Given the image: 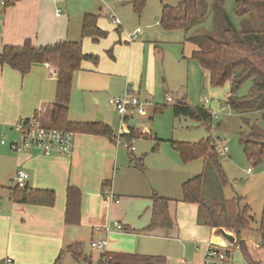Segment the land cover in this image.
I'll use <instances>...</instances> for the list:
<instances>
[{
    "label": "crops",
    "instance_id": "0c3cea01",
    "mask_svg": "<svg viewBox=\"0 0 264 264\" xmlns=\"http://www.w3.org/2000/svg\"><path fill=\"white\" fill-rule=\"evenodd\" d=\"M90 8L82 0H14L13 4L0 8V53L5 46H21L27 40L35 47L73 41L80 43L82 52L87 53L83 51L80 29L84 15L93 16ZM116 27L121 32L113 58L110 60L103 54L94 66L86 64L73 76L68 104L71 122H101L113 132L116 121L112 112H102L101 101L107 98L108 104L112 96L131 93L130 85L136 87L137 94L142 87L149 91L154 86L158 55L155 46L143 39L141 31L136 40L129 42L128 36L135 32H124L121 23ZM195 50L194 46L191 52ZM124 84L127 87L123 93V86L121 90L117 88ZM13 90L15 95L11 93ZM55 90L56 79L48 65L35 64L25 76L8 66H0V131L7 133L19 121L34 118L38 110L54 102ZM11 142L0 144V264H52L66 247L76 243L84 247L89 239V243L93 241V236L102 235L95 228L114 222L123 227V232L177 242L175 250L162 256L168 264H204L206 244L224 249L229 260L232 258L229 242L204 225L196 205L184 206L181 200L167 198L173 222L170 231H143L150 223L152 196L168 194L160 192L158 181L126 160L125 155H132L135 150L130 153L105 137L75 134L72 155L65 159L37 152L16 154L9 148ZM202 163L203 167L205 162ZM17 172L28 175L27 188L53 192L54 205L16 204L10 182ZM68 187L80 193L74 224L65 216ZM180 209L191 213L176 221L175 212ZM110 246L109 242L106 253L121 252L115 251L114 246L110 251ZM192 247L194 252L190 251Z\"/></svg>",
    "mask_w": 264,
    "mask_h": 264
},
{
    "label": "rangeland",
    "instance_id": "374dc122",
    "mask_svg": "<svg viewBox=\"0 0 264 264\" xmlns=\"http://www.w3.org/2000/svg\"><path fill=\"white\" fill-rule=\"evenodd\" d=\"M205 1L207 14L199 23L188 31H168L157 26L156 23L161 22L162 5L174 7L178 4V0H146L140 14L134 11L130 0H82L91 6L90 13L97 18L99 29L107 33L105 39L96 42L83 39V51H88L84 54L97 56V63L103 54L110 60L113 58L114 49L119 44L121 29L110 23L108 15L112 13L120 21L124 32L141 31L143 39L155 46L158 55L153 88L146 91L142 87L141 93L137 94L136 87L130 85V90L133 89L130 94L137 95L142 103L148 102V105L134 110L132 120L128 125L138 131L147 129L149 133L145 137L138 136L130 139L135 151L133 156L125 155L126 160L131 162L134 159H141L145 167L144 175L158 181L160 192L168 194L163 197L181 200L182 184L192 177L202 175L201 195L209 204L224 211L226 201L234 198L241 199L239 207L247 206L253 218L249 230L242 234L246 253L250 260L264 264V247L258 244V228L264 212V169L262 166L253 169L243 155L239 145V134L247 133L249 128L242 124L241 116L221 106L226 98L228 85L217 88L210 86L208 74L196 60L191 58L194 45L185 41L186 37L199 35L221 39L224 30L234 28L241 31L244 22L248 23L253 31L263 32L264 22L258 20L254 14H248L244 18L236 16L234 0H225L223 8H218L215 0ZM105 45H107L106 48ZM107 52H110L111 56H108ZM86 64L95 65L91 61H84L81 63L80 70ZM250 83L242 86L238 95L247 94ZM122 86L124 93L127 85H121L117 89L121 90ZM11 93L15 95L14 90ZM166 96H172L174 101L166 102ZM183 97L192 107H205L218 114L217 118L212 121V128L211 123L209 130H206L205 126L197 121L173 115L172 108ZM204 99L208 100V105H204ZM106 100L101 101L102 112H112L110 114H113V119L116 121L113 131L115 136L120 126V115L107 104ZM245 117L253 121L259 119L257 115ZM2 135L7 143L15 139L13 129L7 133L0 131V137ZM209 137L218 138L227 146L228 159L219 160L225 174V185L220 182L216 172L209 168L210 165L207 162L203 165L204 168L202 160L183 164L177 152L171 147V143H198ZM248 169H252L253 173L248 175ZM183 205L188 206L189 204L183 203ZM197 209L198 216H201L200 209ZM190 213L188 210H177L175 212L176 221L180 218H187ZM97 238L93 236L92 239ZM110 238V251L114 246L117 248L114 249L115 251L149 256H166L175 250L178 244L177 242H166L162 237H144L142 234H131L127 231L114 234ZM89 242L90 239L84 243L83 252L89 258L90 264H96L102 252L92 249ZM228 247L232 251L230 259L232 264H248L238 247L230 244ZM145 251L151 254H143ZM190 251L194 252L193 247ZM60 263L77 264L68 253L63 254Z\"/></svg>",
    "mask_w": 264,
    "mask_h": 264
},
{
    "label": "trees",
    "instance_id": "16d2710c",
    "mask_svg": "<svg viewBox=\"0 0 264 264\" xmlns=\"http://www.w3.org/2000/svg\"><path fill=\"white\" fill-rule=\"evenodd\" d=\"M134 11L140 14L146 0H130ZM236 16L244 18L248 14L264 22V0H234ZM218 8H223L225 0H215ZM207 14L205 0H178L174 7L162 5L161 26L165 30L188 31L199 23ZM242 30L234 28L224 30L221 39L207 35L186 37V42L195 46L191 58L196 60L201 68L208 74L209 84L213 88L228 85V92L223 105L231 112L241 116L242 124L247 126V133L239 134V145L247 162L254 169L262 165L264 155V31H253L249 24L244 22ZM80 35L82 39L98 41L107 37V33L100 30L97 18L84 15ZM187 36V34H186ZM110 55V52H107ZM97 56L86 55L82 52L80 43L73 41H59L53 44L35 47L30 41L21 46H5L0 53V66H8L21 76L27 75L33 65H48L51 75L56 79L55 99L52 104L38 110L34 118L46 127L71 132L101 136L113 142L112 130L103 123H77L68 120V104L72 89L74 74L80 70L81 63L91 61L97 63ZM251 82L245 95H238L239 90L246 83ZM172 108L175 117H184L203 124L209 130L211 123L210 110L203 107L190 106L185 98L178 100ZM259 116L253 121L245 116ZM130 141L132 136L124 137ZM128 138V139H127ZM181 162L187 164L203 160L214 170L222 184H226L224 171L219 164L215 152L214 139L211 137L198 143H171ZM134 168L144 170L141 161L131 160ZM203 176L197 175L182 184L181 201L196 205L203 217L204 225L215 230V235L221 232L234 237L233 245L238 247L248 261V264H259L248 258L241 234L250 228L253 220L247 206L240 208L239 198L228 200L225 210L209 204L202 198ZM12 200L16 204L52 207L55 195L51 191L13 188ZM151 219L149 225L143 230L170 231L173 222L168 214L169 200L156 194L152 196ZM80 193L74 187L66 190V220L74 224L79 212ZM128 232V230H127ZM260 247H264V212L258 228ZM83 245L72 244L55 258L52 264H61L64 253H68L77 264H90L89 258L84 255ZM96 264H168L165 257L149 256L129 253L101 254Z\"/></svg>",
    "mask_w": 264,
    "mask_h": 264
},
{
    "label": "built area",
    "instance_id": "2783aa9c",
    "mask_svg": "<svg viewBox=\"0 0 264 264\" xmlns=\"http://www.w3.org/2000/svg\"><path fill=\"white\" fill-rule=\"evenodd\" d=\"M13 2L14 0H0V8H5L13 4ZM57 14H59V11H57ZM108 19L112 25H120V21L113 13L108 15ZM157 25H159V23H157ZM139 34L140 31H137L129 35L128 41L133 42ZM172 101L173 99L170 96H166V102L170 103ZM203 101L206 105H208L209 102L207 99H204ZM108 105L120 115V126L117 133L113 137V143L116 146L124 148L130 153L133 152L134 148L132 147L131 140L127 141L124 137H145L149 131L147 129H143L141 131L135 130L133 127H130L128 123L132 120V112L139 109L143 105H148V102L142 103L137 98V95L130 94L126 91L121 97L109 98ZM210 115L212 128V121L217 118L218 114L210 112ZM13 130L15 133V139L9 144V148L13 153L19 154L37 152L45 157H58L65 159L70 158L72 155L74 134L71 132H63L51 127H46L41 125L35 118L19 121L13 127ZM127 132L128 136H126ZM0 144H6L4 136L0 137ZM214 146L219 160L228 159V149L222 140L218 138L214 139ZM261 166L264 169V155ZM252 173V169L247 170L248 175ZM27 180L28 175L26 173L17 172L13 176L10 184L13 188L24 189L26 187ZM95 231L96 233H100L102 235L93 240L90 243V247L92 249L100 250L102 254H105L109 244L110 235L122 233L124 230L120 224L114 222L107 224L104 227H97L95 228ZM203 258L204 264H232L229 260L227 251L217 248L212 244L205 245Z\"/></svg>",
    "mask_w": 264,
    "mask_h": 264
},
{
    "label": "water",
    "instance_id": "95a60500",
    "mask_svg": "<svg viewBox=\"0 0 264 264\" xmlns=\"http://www.w3.org/2000/svg\"><path fill=\"white\" fill-rule=\"evenodd\" d=\"M126 136H128V132L126 133ZM221 235L223 236V238L229 242V244L233 245L234 243V237L231 235H227L224 232H221Z\"/></svg>",
    "mask_w": 264,
    "mask_h": 264
}]
</instances>
